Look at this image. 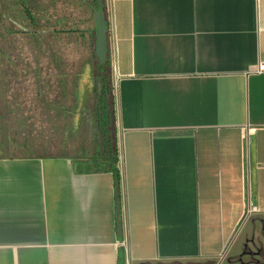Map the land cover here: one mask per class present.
I'll return each instance as SVG.
<instances>
[{"label": "crops", "instance_id": "0c3cea01", "mask_svg": "<svg viewBox=\"0 0 264 264\" xmlns=\"http://www.w3.org/2000/svg\"><path fill=\"white\" fill-rule=\"evenodd\" d=\"M104 1L122 161L0 156V264H261L264 0Z\"/></svg>", "mask_w": 264, "mask_h": 264}, {"label": "rangeland", "instance_id": "374dc122", "mask_svg": "<svg viewBox=\"0 0 264 264\" xmlns=\"http://www.w3.org/2000/svg\"><path fill=\"white\" fill-rule=\"evenodd\" d=\"M96 7L97 0H0V156L98 157L95 79L83 83L98 63ZM263 251L264 241L247 249Z\"/></svg>", "mask_w": 264, "mask_h": 264}, {"label": "trees", "instance_id": "16d2710c", "mask_svg": "<svg viewBox=\"0 0 264 264\" xmlns=\"http://www.w3.org/2000/svg\"><path fill=\"white\" fill-rule=\"evenodd\" d=\"M23 7L25 10V14L29 19H32L31 12L28 7L25 6L23 2ZM96 78H99L102 80V87L103 90L100 94L97 92V88H95L97 99H98V128H99V134L100 136H108L109 143H105L106 146L109 148V152L106 151L105 155L102 156L98 154V157H95L93 159L84 160V159H75V162L79 164L80 167H83L87 170H91V165L95 166V170H116V165L118 162V158L116 155V149L113 145L114 139H113V132L112 129V123H113V113L111 109V80H110V63H107V65L101 67V70L98 72L96 70ZM118 177V175H117Z\"/></svg>", "mask_w": 264, "mask_h": 264}, {"label": "water", "instance_id": "95a60500", "mask_svg": "<svg viewBox=\"0 0 264 264\" xmlns=\"http://www.w3.org/2000/svg\"><path fill=\"white\" fill-rule=\"evenodd\" d=\"M96 32H95V56L98 59V63L96 65V70L99 72L101 67L107 65L108 62V34H109V24L107 20V16L105 13V1L97 0V7L93 8ZM95 84L97 88L98 94H100L103 90L102 80L99 78L95 79ZM105 143H109L108 136H100V154L102 156L105 155L106 151L109 152V148ZM117 186V205H118V224H119V234L122 233L121 228V208L120 204V192H119V181L116 180Z\"/></svg>", "mask_w": 264, "mask_h": 264}, {"label": "built area", "instance_id": "2783aa9c", "mask_svg": "<svg viewBox=\"0 0 264 264\" xmlns=\"http://www.w3.org/2000/svg\"><path fill=\"white\" fill-rule=\"evenodd\" d=\"M108 58H109V54H108ZM110 61V77H111V95L112 98H114L116 100L117 98V94H118V76H117V67H116V62L114 60H109ZM264 70V64L262 66H260V71ZM112 103H113V99H112ZM112 109V113H113V123L115 125V108L114 105L111 106ZM116 133V131H115ZM117 150V157H118V162L120 163L122 161V153L120 150V147L116 149ZM119 181V179H118ZM119 189H120V184H119ZM120 192V191H119ZM119 206H121L119 204ZM121 208V207H120ZM123 220H122V209H121V228H122V232H123V227L122 224ZM121 245L126 249V240L124 239L123 242L121 243ZM127 264H130L127 262Z\"/></svg>", "mask_w": 264, "mask_h": 264}, {"label": "flooded vegetation", "instance_id": "af4514ba", "mask_svg": "<svg viewBox=\"0 0 264 264\" xmlns=\"http://www.w3.org/2000/svg\"><path fill=\"white\" fill-rule=\"evenodd\" d=\"M107 63H110V61H109V58H108V62ZM112 136H113V139H114V144H115V135L114 134H112ZM115 147V146H114Z\"/></svg>", "mask_w": 264, "mask_h": 264}]
</instances>
